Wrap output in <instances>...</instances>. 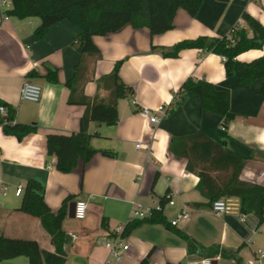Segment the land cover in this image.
<instances>
[{"label":"crops","instance_id":"0c3cea01","mask_svg":"<svg viewBox=\"0 0 264 264\" xmlns=\"http://www.w3.org/2000/svg\"><path fill=\"white\" fill-rule=\"evenodd\" d=\"M244 14L264 25V0H203L196 17L180 9L173 29L163 34L127 25L107 36H95L100 57L83 58L88 69L80 86L84 95L92 101L106 100L109 92L98 81L110 75L118 62H122L120 78L133 94L118 101L115 126L90 122L88 132L97 154L87 165L81 163L65 174L58 171L57 158L48 154L47 136L70 135L81 129L86 106L69 104L67 86L82 60L74 47L80 31L63 21L39 40L35 35L39 18L6 20L0 2V100L16 108L17 123L38 126L37 133L22 140L6 135L0 126V235L36 240L42 249L55 251L41 221L19 211L23 195H16L17 187L35 180L43 185L45 202L54 211L69 197V209L73 202L88 204L85 219L70 217L68 210L63 223V230L72 237L65 246L66 264H140L145 258L151 264H187L205 257L217 264H237L233 258L209 256L214 246L237 253L242 264L253 260L256 250H264V224L258 227L253 214L244 223L236 197H222L235 205L233 212L214 213L198 188L199 176L188 171V159L176 156L171 144L174 139L202 132L244 159L241 181L264 187L263 83L257 80L246 85L237 77H228L224 58L214 53L186 49L176 58L162 55V50L185 40L228 37L234 28H245L252 36ZM262 56L264 47L247 51L238 60L251 62ZM49 68L58 70L57 83L46 79ZM188 79L205 80L230 93L227 126L224 117L204 111L195 94L178 95ZM26 81L42 87L40 102L21 99ZM163 106L168 114L158 124L140 114L143 108L155 111ZM139 141L144 147L137 148ZM4 187L8 188L5 195ZM165 198H172L175 205H165ZM161 201H165L163 214L168 225L136 228L124 237L128 251L119 260L112 259L105 242L134 220L133 203L153 208ZM184 211L189 218L171 226ZM0 264H29V259L18 257Z\"/></svg>","mask_w":264,"mask_h":264},{"label":"trees","instance_id":"16d2710c","mask_svg":"<svg viewBox=\"0 0 264 264\" xmlns=\"http://www.w3.org/2000/svg\"><path fill=\"white\" fill-rule=\"evenodd\" d=\"M11 2V8L3 9L4 17L20 20L39 18L41 24L35 30L39 40L45 39L50 29L63 21H69L80 31L74 47L82 56V60L75 67L74 78L67 86L71 90L69 104L86 106L81 129L70 135L47 136L48 154L57 158L58 171L69 174L81 163L83 165L90 163L97 154V150L91 144L93 136L88 132L90 122L115 126L119 120L118 101L133 94V89L120 78L122 62H118L110 75L98 81L100 87L109 92L106 100L96 98L92 101L84 95L80 86L86 79L88 69L83 64V58L100 57V51L93 38L115 33L127 25L136 29L149 28L153 35L163 34L173 29L174 19L180 9L196 17L203 0H11ZM244 20L252 36L245 28H234L228 37H199L195 40H185L170 49L162 50V55L166 58H176L182 50L198 49L222 56L228 77H237L246 85H251L257 80L262 81L260 94L264 97V56L251 62L238 60L241 54L264 47V25L249 14H244ZM46 79L51 83H57L58 70L49 68ZM185 93L198 96L204 111L224 117L226 119L224 125H228L227 115L231 103L228 91L218 90L205 80L188 79L178 95ZM1 106L7 111L5 115L0 112V126L6 135L22 140L38 132V126L35 124L16 122L15 107L0 100ZM171 150L176 156L188 159V171L199 176L198 188L211 204L222 197L239 198L241 213L253 214L258 220V227L264 224V187L240 180L244 167V159L241 156L226 148L225 144L216 143L202 132L184 139H174ZM103 154L110 155L107 152ZM71 201V197L67 198L62 206L54 211L45 202L43 185L35 180L29 181L19 211L41 221L51 237L55 251L42 249L36 240L14 239L0 235V261L27 257L29 264H66L65 246L72 241V237L63 230V223L67 218ZM164 202L161 201V204ZM143 224L168 225V222L163 212L156 211L151 218L128 222L121 236L126 237ZM104 225L106 226L105 222ZM216 255L226 259L233 258L237 264H242V259L236 257L237 253L228 252L219 246L209 249V256ZM140 264L151 263L149 258H145Z\"/></svg>","mask_w":264,"mask_h":264},{"label":"built area","instance_id":"2783aa9c","mask_svg":"<svg viewBox=\"0 0 264 264\" xmlns=\"http://www.w3.org/2000/svg\"><path fill=\"white\" fill-rule=\"evenodd\" d=\"M1 6L3 9H9L12 6L11 0H0ZM9 17L5 16L4 19H8ZM42 97V87L32 81H26L21 89V99L25 101L31 102H40ZM135 104V102H134ZM0 112L5 115L7 113L6 108L4 106L0 107ZM141 116L151 124H158L162 117H165L168 114L167 107H160L157 110H152L149 108H143L140 110ZM144 147L142 142L139 141L137 144V148ZM8 188L4 187V195L5 191ZM25 187L20 185L16 189V195L21 196L23 195ZM165 205L174 206L175 201L172 198H169ZM165 205L158 203L156 207H144L143 205L134 202L133 203V210H132V219H147L151 218L154 212H163ZM87 208L88 204L86 201H77L76 202V209H75V218L78 220H83L86 218L87 215ZM235 209V205L229 199H218L212 203V210L216 214H226L231 213ZM189 213L184 211L178 215V217L171 222V226H177L180 220L188 219ZM241 220L246 223L248 221V215L241 213ZM124 229V228H123ZM123 229H119L114 237L109 238L106 240L105 245L111 252V258L115 260H119L124 252L128 251L129 245L125 243L124 238L121 236ZM255 233V230L252 231ZM247 243L251 244L252 240L248 239ZM107 264H112L109 261ZM187 264H214L213 258H201L196 261H190ZM247 264H264V250L258 249L254 252L253 260L249 261Z\"/></svg>","mask_w":264,"mask_h":264},{"label":"water","instance_id":"95a60500","mask_svg":"<svg viewBox=\"0 0 264 264\" xmlns=\"http://www.w3.org/2000/svg\"><path fill=\"white\" fill-rule=\"evenodd\" d=\"M75 209H76V202L71 203L70 209H69V216L70 217H75ZM214 264H217L214 262Z\"/></svg>","mask_w":264,"mask_h":264}]
</instances>
